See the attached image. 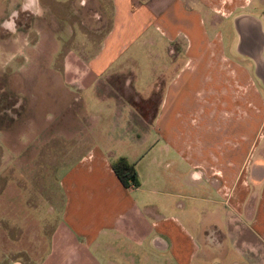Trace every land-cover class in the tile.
<instances>
[{"label":"crops","instance_id":"crops-1","mask_svg":"<svg viewBox=\"0 0 264 264\" xmlns=\"http://www.w3.org/2000/svg\"><path fill=\"white\" fill-rule=\"evenodd\" d=\"M17 1L24 11L26 0ZM64 1L71 0H39L43 14L26 11L25 24L9 12L0 20L1 45L42 40L64 50L57 77L33 79L64 88L52 91L49 103L57 117L35 124V156L52 166L48 178L61 195L38 264L48 256H62L56 264H264V138L251 153L249 131L219 121L213 78L204 74L211 45H226L228 63L263 64L264 0H96L98 21L78 17L79 32L73 16L55 7ZM72 1L74 13L91 9V0ZM215 17L227 24L226 42ZM6 21L15 22V32ZM159 43L181 45L187 57L154 91L155 101L150 88H140V68L153 72V58L138 52L149 55ZM60 96L67 101L53 100ZM64 113L92 114L93 122L64 121ZM118 156L134 164L138 185L120 181L112 167Z\"/></svg>","mask_w":264,"mask_h":264},{"label":"rangeland","instance_id":"rangeland-1","mask_svg":"<svg viewBox=\"0 0 264 264\" xmlns=\"http://www.w3.org/2000/svg\"><path fill=\"white\" fill-rule=\"evenodd\" d=\"M91 1L88 3L91 9L83 5V10L76 13L72 12L74 9L72 0L59 2L55 4V7L61 16H67L69 13L73 16L70 19L72 25L75 19L79 21L77 18L83 16L85 21L89 17L92 20L90 23H93L98 21L102 6L96 0ZM155 1L159 5L164 3V1ZM19 4L17 0H0V20L9 12L16 21L22 20L23 24L29 22L28 12L26 14V11H21ZM220 4L221 2L214 3L216 6ZM49 8L50 5L47 9ZM106 12L107 23H109L110 6L108 5ZM221 17L218 18L221 19ZM218 18L215 17L214 24L222 29V40L226 42L230 31L226 28L225 20L220 21ZM223 23L224 28H222ZM88 25L84 28L93 29L92 25L90 27ZM73 27L77 28L75 24ZM219 33L217 32L218 37H220ZM1 34L3 33H0V40ZM31 36L34 37V32ZM42 42L39 40L38 45H32L34 41L27 45L23 42H21L23 45H1L0 43V264H38L48 249L49 236L58 214L56 210L61 204V195L56 188V183L53 178H48L52 166L44 160L43 156H35L34 136L35 124L40 127L42 123L57 117L52 115L49 103L52 102V91L56 92L64 88L57 81H34L33 79L37 75L47 78L54 75L57 77L56 75L61 72V58L64 50L58 51L55 48L56 45H42ZM173 43L178 42L173 41ZM170 46L159 43L154 45V48L151 47L149 55L147 51L139 50L138 52L144 59L153 58L154 73L149 71L146 74L140 68V74L144 77L140 88L143 86L150 88L155 101L157 94L154 91L157 89L160 91V88L178 70L179 61L187 57L181 45L178 48L174 47L178 45ZM225 46L211 45L210 48L208 46L211 54L208 53L209 59L205 63L204 74H211L213 90L216 91L213 101H210L213 102L214 110L219 107L220 122H234V127L244 126L245 133L249 131L252 142L251 153H253L259 139L264 138V99L258 92L260 86L258 72L264 75V62L255 68L248 65L242 57V60L237 63L231 61L228 63L229 54L226 53ZM175 48L178 49L177 52ZM173 58L176 59L174 62ZM143 64H146V60ZM143 64L140 67H143ZM144 68L147 67L144 66ZM148 69L150 70L151 67L148 66ZM152 78L153 87L150 82ZM197 86H200L199 82ZM208 90L204 89L203 92L206 94ZM226 94L230 97L226 98ZM53 100L67 101L66 97L61 96L54 97ZM202 102L208 103V100L203 98ZM227 105L233 106L234 109L231 112H225ZM147 106L149 107L148 104ZM66 116L68 115L65 113L61 114L60 118L75 123L93 122L92 114L87 115V118L85 116L86 119L83 115L75 114L71 117L69 115V119ZM238 132L236 129L235 139L242 137ZM79 140L80 138L75 139L76 143H79ZM25 141H29L28 145L21 150ZM63 142L66 144L68 141L64 138ZM61 258L62 256L55 258L48 256L46 259L48 264H56Z\"/></svg>","mask_w":264,"mask_h":264},{"label":"trees","instance_id":"trees-1","mask_svg":"<svg viewBox=\"0 0 264 264\" xmlns=\"http://www.w3.org/2000/svg\"><path fill=\"white\" fill-rule=\"evenodd\" d=\"M112 167L124 185H138L139 179L136 168L125 156L115 158L112 161Z\"/></svg>","mask_w":264,"mask_h":264},{"label":"clouds","instance_id":"clouds-1","mask_svg":"<svg viewBox=\"0 0 264 264\" xmlns=\"http://www.w3.org/2000/svg\"><path fill=\"white\" fill-rule=\"evenodd\" d=\"M22 9L24 11H32L34 15H42L43 11L39 7V0H26V2L23 4ZM15 15V14H14ZM5 27H7L9 30L15 32V22L14 21H6Z\"/></svg>","mask_w":264,"mask_h":264}]
</instances>
